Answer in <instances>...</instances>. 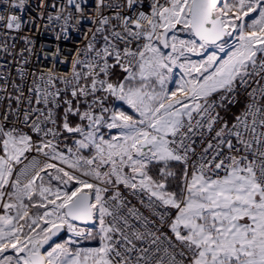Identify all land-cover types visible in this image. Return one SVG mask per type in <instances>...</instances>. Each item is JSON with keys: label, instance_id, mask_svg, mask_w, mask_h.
<instances>
[{"label": "snow or ice", "instance_id": "1", "mask_svg": "<svg viewBox=\"0 0 264 264\" xmlns=\"http://www.w3.org/2000/svg\"><path fill=\"white\" fill-rule=\"evenodd\" d=\"M31 7L0 0V51ZM37 7L57 39L92 27L70 74L33 73L22 119L0 117V264H264V0ZM123 190L155 219L125 213Z\"/></svg>", "mask_w": 264, "mask_h": 264}, {"label": "built area", "instance_id": "2", "mask_svg": "<svg viewBox=\"0 0 264 264\" xmlns=\"http://www.w3.org/2000/svg\"><path fill=\"white\" fill-rule=\"evenodd\" d=\"M40 0H30L31 8L25 13L26 18L31 16H36L37 19L35 21L36 27L28 26L24 29L16 37L15 48H9V52H12L13 55H9L4 51H0V73L10 74L8 76L7 83L5 80L0 79V117L3 116L5 112H9V105H11V111L13 113L18 112L21 115L25 109L29 108V104L25 97L29 96L27 91L28 87L31 86L32 74L36 73L37 75L44 71L46 72L49 69L54 68V70L60 75L70 74L72 70V58L76 54V50L78 48H83L86 42L85 33L89 27L92 25L85 21L82 24H79L76 27H69L66 35H60V38L57 39V35L59 33V29L57 28L55 31L52 28L45 29L43 26L47 24V13L53 12L54 10L51 7H48L44 13V19L39 18L40 9L37 7ZM48 5H51L54 0H46ZM57 4L62 2V0H55ZM148 0H145L147 3ZM95 0H87V7L89 13L94 8ZM74 11V10H73ZM71 25H76V20L73 19L70 22ZM11 35H16L12 33ZM22 36H28L32 44L26 45L24 41L20 38ZM12 41L9 39V44ZM25 47H31L32 52H24L23 55H20V50ZM25 58L27 59V63H24ZM63 61V62H61ZM23 68L26 73L25 78L21 80L20 76L17 73L18 68ZM254 79H259L255 77ZM15 84H20L23 88L25 96L21 98V102L19 106L17 105L15 97L19 95L16 91ZM260 83L264 84V80H261ZM255 86V85H253ZM57 87L63 89V84L58 83ZM67 98H71L70 94ZM236 99L239 101L235 104H227L225 109H218L221 115L227 119L226 112L232 108L240 107V112L243 108L244 102L246 101V95L244 89L238 90V95ZM33 103L31 107H37L35 104V98L32 97ZM62 109V108H61ZM60 109V110H61ZM239 112V113H240ZM238 113V114H239ZM237 114V115H238ZM235 117V116H234ZM16 115H10V120H15ZM70 143V141H69ZM197 150H199L202 145L200 144V140L197 138L196 144ZM126 200L129 202L127 207L124 209V212L127 213L128 208H135L139 211V213L143 214V216L148 217L150 220L155 219L151 216L150 210L141 204L140 200L143 197L132 196L128 193L127 190H123ZM133 223H136L134 220ZM139 227V224H136ZM142 230V229H141ZM139 245V242H137Z\"/></svg>", "mask_w": 264, "mask_h": 264}, {"label": "trees", "instance_id": "3", "mask_svg": "<svg viewBox=\"0 0 264 264\" xmlns=\"http://www.w3.org/2000/svg\"><path fill=\"white\" fill-rule=\"evenodd\" d=\"M114 71H115V75H114L113 79H115L118 76H122V74L118 68L115 69ZM60 111H62V109ZM239 112H240V107L230 109L229 111L226 112L227 119H229V120L234 119V116H236ZM177 171H179V169H177Z\"/></svg>", "mask_w": 264, "mask_h": 264}, {"label": "rangeland", "instance_id": "4", "mask_svg": "<svg viewBox=\"0 0 264 264\" xmlns=\"http://www.w3.org/2000/svg\"><path fill=\"white\" fill-rule=\"evenodd\" d=\"M252 15H254V14H252ZM247 19V18H246ZM125 109H126V106H125ZM115 132V130H113V133ZM63 238L64 239H67V234H65L64 236H63ZM58 242H60V241H58ZM95 244H96V242L95 241H84V242H82V244H81V246H85V247H87V246H95Z\"/></svg>", "mask_w": 264, "mask_h": 264}, {"label": "water", "instance_id": "5", "mask_svg": "<svg viewBox=\"0 0 264 264\" xmlns=\"http://www.w3.org/2000/svg\"><path fill=\"white\" fill-rule=\"evenodd\" d=\"M66 233H63V234H61L62 236H64Z\"/></svg>", "mask_w": 264, "mask_h": 264}, {"label": "crops", "instance_id": "6", "mask_svg": "<svg viewBox=\"0 0 264 264\" xmlns=\"http://www.w3.org/2000/svg\"><path fill=\"white\" fill-rule=\"evenodd\" d=\"M105 131L107 132V130L105 129Z\"/></svg>", "mask_w": 264, "mask_h": 264}]
</instances>
